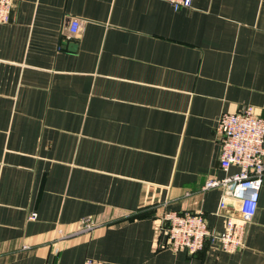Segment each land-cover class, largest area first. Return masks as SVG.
Wrapping results in <instances>:
<instances>
[{
    "label": "crops",
    "instance_id": "obj_1",
    "mask_svg": "<svg viewBox=\"0 0 264 264\" xmlns=\"http://www.w3.org/2000/svg\"><path fill=\"white\" fill-rule=\"evenodd\" d=\"M71 18L77 36L66 38ZM264 118V0H13L0 25V264H264V177L243 246L157 249L159 218L220 191L215 128ZM35 214V219L29 216ZM91 216V232L73 234ZM60 230L62 233H58Z\"/></svg>",
    "mask_w": 264,
    "mask_h": 264
},
{
    "label": "built area",
    "instance_id": "obj_2",
    "mask_svg": "<svg viewBox=\"0 0 264 264\" xmlns=\"http://www.w3.org/2000/svg\"><path fill=\"white\" fill-rule=\"evenodd\" d=\"M165 1L175 11L190 8L192 3V0ZM12 5L13 0H0V25L9 22ZM80 29L79 19L71 18L66 38H74ZM215 135L219 145V168L225 173L231 167L238 170L218 180H207L202 187L203 190L218 188L220 191L215 215L224 219L223 231L210 229L202 211L164 212L159 218L155 234L157 249L194 254L202 250L208 241L223 252L234 253L243 246L264 177V118L251 105L237 112H223L217 120ZM29 219H35V214H31ZM94 227L91 216L83 217L71 235L91 232ZM58 233L62 232L58 230ZM83 264L102 262L86 258Z\"/></svg>",
    "mask_w": 264,
    "mask_h": 264
}]
</instances>
